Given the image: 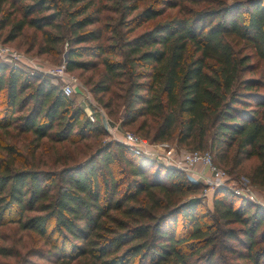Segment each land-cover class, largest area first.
<instances>
[{"label": "trees", "instance_id": "1", "mask_svg": "<svg viewBox=\"0 0 264 264\" xmlns=\"http://www.w3.org/2000/svg\"><path fill=\"white\" fill-rule=\"evenodd\" d=\"M143 1L0 0V14H20L9 39L41 30L40 53L60 57L68 40L69 72L102 66L90 90L122 85L124 125L151 117L152 141L209 146L233 168L256 157L246 176L264 188V0ZM201 2L213 7L187 6ZM176 7L180 15L130 35ZM0 107V129L37 142L99 131L48 77L4 62ZM0 153V224L35 233L56 264H264V207L230 187L215 190L211 209L203 184L116 141L61 171L37 169L1 138ZM0 255L13 250L0 244Z\"/></svg>", "mask_w": 264, "mask_h": 264}, {"label": "rangeland", "instance_id": "2", "mask_svg": "<svg viewBox=\"0 0 264 264\" xmlns=\"http://www.w3.org/2000/svg\"><path fill=\"white\" fill-rule=\"evenodd\" d=\"M151 1L152 0H144L142 7ZM234 1L239 0H224V2ZM187 6L194 9L213 7V5H210L206 2H201L199 4L188 3ZM4 9L5 12L0 14V19L8 14L10 16L8 19V24L6 23L7 21H4L5 25L2 29H0V42L2 44L23 53L33 62L40 65L42 69H47L62 62L63 58H65V51L69 47L68 40H65V42L62 44L61 48L63 50V54L61 55L62 57H59V55L47 53L43 54L39 52V46L42 40L41 30H37L32 27H25L19 35L9 39L13 28L12 26L14 22L18 20L20 14L12 10L9 6H4ZM106 14L116 17V13H114V11L113 13L110 11ZM178 15H180V13H178V7L169 8L162 16L148 21L140 28L131 32L130 35L133 37L160 21H164L168 18ZM69 35L70 33H67L66 38L69 37ZM0 62L7 63L10 66L20 68L33 74L31 68L26 66L24 63L17 62L15 60L7 61L3 59H0ZM70 73L77 77L80 87L83 86L85 90L83 89L84 92L81 91L80 93H73L69 95V97L74 101L75 107L82 106V108H84L87 117V111L92 110L96 118V120L92 122L97 124L96 126H99V131L97 133L93 132V135L88 137L86 140L77 142L51 141L47 138H43L40 142H37L33 139L31 134L18 132L15 130L16 128L14 126L8 130L0 129V138L5 140V142L16 144L23 152L26 161L30 162V164H33L35 167H37V169L45 171H61L67 169L79 162L88 159L93 152L97 151L101 147L116 141L107 130L105 126L106 124L103 121L104 117L102 113L106 114L112 124L120 126L122 132L129 131L136 133L148 141L161 145L163 148L173 146L178 150L200 149L178 144L177 140L174 138L167 140V142L152 141V135L154 134L155 130H153L154 123L151 117L146 118L145 125L142 128H140V126L143 123V117L139 118L132 124L124 125L121 121L120 114L123 109L126 113V106L123 105L121 99L117 98V94L121 92L120 88L122 85H114L111 91L99 94H95L94 92L92 93L90 90L101 79L103 74L102 66L98 65L96 68L88 70H75L73 73ZM258 74L259 73H257V75ZM37 76L42 77L46 75L40 74ZM46 77L49 78L50 82L62 88V83L60 81L49 76ZM110 103L111 105H108L107 107V104ZM3 113L4 111L0 107V117L3 115ZM200 150L210 151L215 163L222 169H225L229 172V187L236 188L248 185L255 190L260 200L264 202V188L252 183V181L246 176L258 163L256 157L245 161L239 167L233 168L232 166H225L219 163L209 146ZM3 157H5V155L0 153V159ZM206 205L211 209L213 208V196L211 198H206ZM0 244L10 247L13 250V255H0V264H56V262L53 261L49 256V245L40 240L39 237L32 231L21 230L16 224H0ZM43 256H45V258H43ZM74 264H79V262Z\"/></svg>", "mask_w": 264, "mask_h": 264}, {"label": "built area", "instance_id": "3", "mask_svg": "<svg viewBox=\"0 0 264 264\" xmlns=\"http://www.w3.org/2000/svg\"><path fill=\"white\" fill-rule=\"evenodd\" d=\"M0 59L7 61L15 60L24 63L31 68L33 74L46 75L60 81L62 83L61 89L67 96L73 93H80L81 91L84 92L85 90L83 86L80 87L77 77L68 71L67 59L65 58L58 65L42 69L40 65L33 62L23 53L0 42ZM87 114L91 121L96 120L92 110L87 111ZM102 114L104 117L103 121L106 124L105 126L116 142L126 145L138 155L156 160L167 167H174L184 171L190 181L204 185L202 195L205 198H211L215 190L219 187H229L228 181L230 177L228 173L215 163L210 151L178 150L173 146L165 147V149L161 145L148 141L136 133L129 131L122 132L120 126L112 124L106 114ZM230 188L236 195L252 200L256 204L264 207V202L260 200L252 187L246 185Z\"/></svg>", "mask_w": 264, "mask_h": 264}, {"label": "water", "instance_id": "4", "mask_svg": "<svg viewBox=\"0 0 264 264\" xmlns=\"http://www.w3.org/2000/svg\"><path fill=\"white\" fill-rule=\"evenodd\" d=\"M67 57H68V54L66 53V54H65V59H67ZM120 115H121V117H124V116H125V110H124V109L122 110V112H121ZM173 168H174V167H173ZM258 205H259V204H258Z\"/></svg>", "mask_w": 264, "mask_h": 264}]
</instances>
